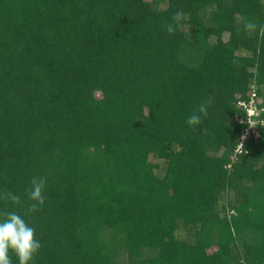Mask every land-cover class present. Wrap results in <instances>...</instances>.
<instances>
[{
    "label": "trees",
    "instance_id": "1",
    "mask_svg": "<svg viewBox=\"0 0 264 264\" xmlns=\"http://www.w3.org/2000/svg\"><path fill=\"white\" fill-rule=\"evenodd\" d=\"M248 21L264 0H0V193L21 197L0 212L35 228L32 264H264V125L231 158L236 101L264 120Z\"/></svg>",
    "mask_w": 264,
    "mask_h": 264
},
{
    "label": "clouds",
    "instance_id": "2",
    "mask_svg": "<svg viewBox=\"0 0 264 264\" xmlns=\"http://www.w3.org/2000/svg\"><path fill=\"white\" fill-rule=\"evenodd\" d=\"M186 19L187 16L184 12H175L172 16V22L164 25L167 33L169 35L174 34L177 26ZM245 31L249 37L257 34L264 37V25L258 26L252 21L245 24ZM211 103L212 98L209 97L206 102H202L198 106V112L206 117L208 115L207 108ZM186 123L195 131L197 126L202 123L201 117L193 113L187 118ZM250 127H254L251 122ZM45 183L46 179L44 177L32 178L31 187L27 189L28 199L32 203L24 211V216L42 209L46 199L43 194ZM0 200L20 204L21 197L13 192L5 191L0 193ZM0 216L3 217V219H0V264H13V255L17 258L18 264H32L41 248V243L35 235V228L30 226L23 216L16 211L0 212Z\"/></svg>",
    "mask_w": 264,
    "mask_h": 264
},
{
    "label": "built area",
    "instance_id": "3",
    "mask_svg": "<svg viewBox=\"0 0 264 264\" xmlns=\"http://www.w3.org/2000/svg\"><path fill=\"white\" fill-rule=\"evenodd\" d=\"M236 104L245 112L243 120L245 122V127L239 135L237 145L233 150L234 152L239 153L242 149L241 145L243 141L249 137L254 138L256 136V126L264 125V120L258 118L262 108H258L257 99L253 91L249 93L247 100H237ZM250 122L254 127H250Z\"/></svg>",
    "mask_w": 264,
    "mask_h": 264
},
{
    "label": "rangeland",
    "instance_id": "4",
    "mask_svg": "<svg viewBox=\"0 0 264 264\" xmlns=\"http://www.w3.org/2000/svg\"><path fill=\"white\" fill-rule=\"evenodd\" d=\"M235 153H236V152H233L232 155H231L232 160L235 159ZM149 158H150V157H149ZM150 159L152 160V158H150Z\"/></svg>",
    "mask_w": 264,
    "mask_h": 264
}]
</instances>
